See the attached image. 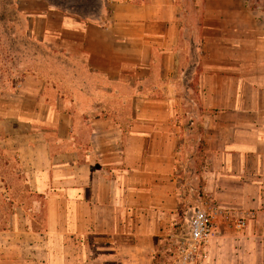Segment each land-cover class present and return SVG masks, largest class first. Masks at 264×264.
<instances>
[{
  "label": "crops",
  "instance_id": "1",
  "mask_svg": "<svg viewBox=\"0 0 264 264\" xmlns=\"http://www.w3.org/2000/svg\"><path fill=\"white\" fill-rule=\"evenodd\" d=\"M15 6L38 52L0 96L23 189L0 259L154 264L209 197L247 220L205 264H264V0Z\"/></svg>",
  "mask_w": 264,
  "mask_h": 264
},
{
  "label": "rangeland",
  "instance_id": "2",
  "mask_svg": "<svg viewBox=\"0 0 264 264\" xmlns=\"http://www.w3.org/2000/svg\"><path fill=\"white\" fill-rule=\"evenodd\" d=\"M28 1L30 4V0H0V96L27 75L22 69L25 66L32 68V59H36L37 56L36 46L30 41L22 39L21 15L17 13L15 6V3L22 6ZM23 43L24 52L22 51ZM23 53L24 56H22ZM16 175L18 173L15 162L4 151V147L0 143V233L9 229L14 223L15 209L8 198L14 197V194H21L23 190L20 177ZM18 220H21L20 217ZM177 227L178 231L170 238L171 242L161 244L158 248L154 264H175L179 242L186 234V220ZM14 261V258L7 257L6 260L0 259V264H14ZM15 262V264H20L17 260Z\"/></svg>",
  "mask_w": 264,
  "mask_h": 264
},
{
  "label": "built area",
  "instance_id": "3",
  "mask_svg": "<svg viewBox=\"0 0 264 264\" xmlns=\"http://www.w3.org/2000/svg\"><path fill=\"white\" fill-rule=\"evenodd\" d=\"M246 220L244 213L222 209L206 197L186 218V234L179 242L174 263L205 264L208 260V243L217 233L219 223L225 221L236 232H242Z\"/></svg>",
  "mask_w": 264,
  "mask_h": 264
},
{
  "label": "trees",
  "instance_id": "4",
  "mask_svg": "<svg viewBox=\"0 0 264 264\" xmlns=\"http://www.w3.org/2000/svg\"><path fill=\"white\" fill-rule=\"evenodd\" d=\"M7 202V201H6Z\"/></svg>",
  "mask_w": 264,
  "mask_h": 264
}]
</instances>
